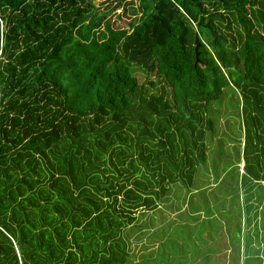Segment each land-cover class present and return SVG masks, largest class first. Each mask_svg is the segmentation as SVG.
Segmentation results:
<instances>
[{"label":"trees","instance_id":"16d2710c","mask_svg":"<svg viewBox=\"0 0 264 264\" xmlns=\"http://www.w3.org/2000/svg\"><path fill=\"white\" fill-rule=\"evenodd\" d=\"M137 1L0 0V264H264V0Z\"/></svg>","mask_w":264,"mask_h":264},{"label":"rangeland","instance_id":"374dc122","mask_svg":"<svg viewBox=\"0 0 264 264\" xmlns=\"http://www.w3.org/2000/svg\"><path fill=\"white\" fill-rule=\"evenodd\" d=\"M91 1H92L94 8L97 9L98 11H100L101 13H106L108 10H111L109 12V14L106 16L105 21L114 22L116 25L118 23H120V21H119L120 19L125 20V21L128 20V18L132 16V9L133 10L138 9V1L137 0H91ZM137 15L139 16V9H138ZM200 40L203 42V39H201V37H200ZM134 75L137 77V79L139 80V82L141 84L145 85V87L147 88V90L150 93H154V90H153L154 88L148 87L147 78H144V73H141L140 71H136V72H134ZM148 80H150V78ZM226 107H228V106L225 105V103H221L217 108L220 111V113H222L223 109H225ZM232 107L233 106H230V108H232ZM220 113L218 116L217 125L218 124L222 125V123L225 122V118ZM226 121L229 122V125L231 126V128L234 127L235 123L233 121H235V120H233L232 118H230V120H229V118H227ZM221 128H222V126L218 127V131L219 130L221 131ZM217 138H221V135L220 136H219V134L216 135L215 139H217ZM215 139H213L211 142L212 146H214V143H216ZM208 148L211 150L212 153H215L214 148L210 147L209 145H208ZM223 150H226L225 145H223ZM239 168H241V165H239ZM182 208L184 209V207H182ZM168 217L171 219H174V220L178 219L177 215L175 213H170L168 215Z\"/></svg>","mask_w":264,"mask_h":264},{"label":"water","instance_id":"95a60500","mask_svg":"<svg viewBox=\"0 0 264 264\" xmlns=\"http://www.w3.org/2000/svg\"><path fill=\"white\" fill-rule=\"evenodd\" d=\"M202 26L204 28L208 29L209 34L211 36V46H213V42H214L215 38L218 37V34L215 31L211 30V28L209 27V24L208 23H205ZM199 45H200L199 40H198L197 37H195L194 38V48H193V51H194V59H195L194 60V64L197 63V61H198V58H197L198 57V52H197V50H198Z\"/></svg>","mask_w":264,"mask_h":264}]
</instances>
